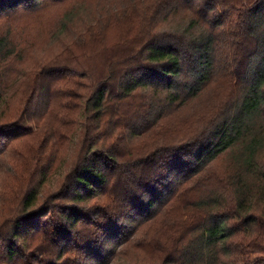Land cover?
Instances as JSON below:
<instances>
[{
  "label": "trees",
  "instance_id": "16d2710c",
  "mask_svg": "<svg viewBox=\"0 0 264 264\" xmlns=\"http://www.w3.org/2000/svg\"><path fill=\"white\" fill-rule=\"evenodd\" d=\"M64 1L0 0V264L264 263V0H100L24 40Z\"/></svg>",
  "mask_w": 264,
  "mask_h": 264
},
{
  "label": "rangeland",
  "instance_id": "374dc122",
  "mask_svg": "<svg viewBox=\"0 0 264 264\" xmlns=\"http://www.w3.org/2000/svg\"><path fill=\"white\" fill-rule=\"evenodd\" d=\"M100 0H65L64 1V4L61 5V7H56V6H51L49 7V9L45 12V20H43L41 22V27L43 26L44 28L42 29H37V30H33L32 32H29L30 30H26L24 31L25 34H29L30 36H27L25 37L24 40H28V38H39L38 43L42 40V39H46L45 36L48 34L49 31H51V29H55L58 24L60 23L61 19L66 15V12H67V8L71 7L72 6V11H75V15L78 16V11L80 12H83V6L86 7V15L87 16H91L92 15V12H93V5L94 3L98 2ZM96 5V4H95ZM79 17H82V16H79ZM85 17V16H83ZM80 18H76L75 20H78ZM46 24H49V25H46ZM50 29V30H49ZM49 30V31H47ZM119 32V29H111V31L109 30L108 32L105 33V36L106 37H103V39L105 41H109L110 39H112L113 37H117V34ZM32 36V37H31ZM44 46L45 48H47L48 50V54H50L51 52V48L50 47H47V45H42ZM25 61L28 63L29 60L28 59H25ZM209 98V96H207ZM204 101L200 102L199 104L203 103ZM197 105H198V102H196ZM39 136V134H38ZM23 138H20L18 140H22ZM28 144V141H22L21 143H17V141L14 142L13 145H4V146H8L9 148L6 149V157L9 155V150L10 151H19V149H23L22 147H25L26 145ZM11 146V147H10ZM4 153V152H3ZM5 166H7V168L9 169H5L3 170L4 174L7 173V172H11L12 168L15 167V166H18V164L16 163V161H13V160H5V162H3ZM226 166V163L225 162H222L220 164V168H223ZM6 182H9L10 180H8L10 178L9 175H6ZM131 241V240H130ZM129 243L131 242H128L126 245H122L118 248H116L115 250V259L112 261L111 264H127L128 260H130V256L131 254H129V247L127 246ZM136 254V252L133 253L132 255V258L134 257V255ZM260 264H264V263H260Z\"/></svg>",
  "mask_w": 264,
  "mask_h": 264
},
{
  "label": "snow or ice",
  "instance_id": "6c2138e0",
  "mask_svg": "<svg viewBox=\"0 0 264 264\" xmlns=\"http://www.w3.org/2000/svg\"><path fill=\"white\" fill-rule=\"evenodd\" d=\"M11 134H12V129H5L3 127H0V142L3 141L6 135H11Z\"/></svg>",
  "mask_w": 264,
  "mask_h": 264
}]
</instances>
